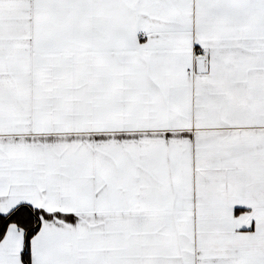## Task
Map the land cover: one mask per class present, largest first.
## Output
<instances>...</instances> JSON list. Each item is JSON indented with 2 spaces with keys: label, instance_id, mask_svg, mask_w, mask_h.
Masks as SVG:
<instances>
[{
  "label": "snow or ice",
  "instance_id": "1",
  "mask_svg": "<svg viewBox=\"0 0 264 264\" xmlns=\"http://www.w3.org/2000/svg\"><path fill=\"white\" fill-rule=\"evenodd\" d=\"M0 264H264V0H0Z\"/></svg>",
  "mask_w": 264,
  "mask_h": 264
}]
</instances>
